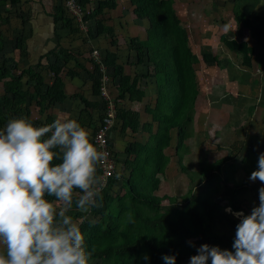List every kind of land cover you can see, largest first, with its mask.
<instances>
[{"label": "trees", "instance_id": "trees-1", "mask_svg": "<svg viewBox=\"0 0 264 264\" xmlns=\"http://www.w3.org/2000/svg\"><path fill=\"white\" fill-rule=\"evenodd\" d=\"M118 0H97L93 6L92 0H75L77 6L83 11V20L94 24L88 27V34L92 32L102 34L110 39L112 46H116L114 29L106 25L107 19L104 10H113ZM235 5L232 8L236 23L241 28H249L252 21L240 10L238 0H231ZM6 0H0V7ZM17 0H10L15 4ZM131 12L137 19H147L149 28L145 40L135 39L133 44L137 49V60L141 61V49L146 47L148 61L152 63L156 75L160 74L164 87L157 85L155 105L146 107L151 121L156 122L153 131L151 123L142 124V128L148 132L144 143L133 141L125 146L124 159L121 161L122 172L116 177L106 181L103 189V206L92 210L88 219L80 222V213L73 210L70 215L79 223L85 236L88 250L93 252L90 264H165L164 255H175L176 264H189V258L196 254V249L190 247L192 241L196 247L201 244L209 246L218 245L220 248L231 250L233 237L223 231L214 229V221L217 215L223 213V209L230 206L232 210L244 209L248 214L252 206L244 204L238 199V192L247 189L248 178L257 168V160L251 153H246L239 163L241 172L244 173V182H238L235 178V163H230L224 168V164L231 160L229 156L218 158L209 162L206 156L198 160V170L189 172L183 165L182 159L188 154V138L192 135V122L194 119V104L198 95L196 71L193 63L197 62V56L192 53L188 45V34L181 25L172 7L173 0H129ZM89 10L87 5H89ZM55 26L68 29L71 33L79 30L78 25L63 11L62 0H55L52 15ZM0 9V21L2 20ZM6 19V18H5ZM54 47L40 55L34 63H29L27 37L23 34L15 35L4 40L0 32V52L5 42L9 43L13 50L18 51V58L2 54L0 60V129L6 126L13 118H27L35 126H43L54 119L49 115L40 119V115L53 104L62 102L66 94L59 87L61 74L69 60H74L76 69H84L79 63L77 52L62 48L59 44V34H55ZM220 40L233 52L242 55L243 63L252 66V59H257V65L264 69V56L257 45H249L245 40L237 41L222 34ZM161 51V52H160ZM202 60L207 65L215 64L222 67L217 55L211 53L210 46L201 48ZM53 57V58H51ZM117 54L106 51L103 62L108 72V81L116 80L118 94L113 102L116 109V117L121 120V129L129 128L136 132L139 126V115L132 110H126L119 106V100L128 95L130 101H140L144 97V91L138 87V75L133 77L124 74L123 66L117 63ZM34 66L46 70L52 74V82L49 85L39 83L38 73ZM17 67L20 69L17 71ZM74 70V69H73ZM69 72V70H68ZM92 80V94L97 100L91 101L81 94H72L83 103L79 111L78 122L82 126L92 128V136L98 129L99 123L92 120L89 108H94L107 102L100 96L101 71L94 64L92 72L87 71ZM23 76L27 78V88H21L19 84ZM72 78L73 74H69ZM157 82V80H156ZM29 87L31 90H29ZM162 87V88H161ZM49 89H55L56 94L50 95ZM38 112V117L31 119V108ZM103 107V106H102ZM103 112L99 114V122L103 118ZM40 114V115H39ZM94 124H93V123ZM176 129V141L174 154L178 158L180 171L194 182L200 178L206 185L202 193H194L193 188H188L184 196H158L155 191L160 185V176L164 175L170 161V156L165 149L170 146V131ZM109 148L114 156L110 140ZM61 161L55 160L53 164ZM116 164H118L115 158ZM98 174L102 175L98 168ZM120 180L121 191L110 190ZM232 185L226 204L216 201L212 197L214 188L222 184ZM110 188V189H109ZM79 191V190H76ZM212 193V194H211ZM54 203V197H46ZM168 200V205H162L163 199ZM223 204V205H222ZM230 224H236L234 220H228ZM236 226V225H235ZM235 230V227H234ZM236 231V230H235ZM221 232V233H220ZM0 252H3L0 251ZM147 254L149 259L145 261L143 256ZM210 264V262H209Z\"/></svg>", "mask_w": 264, "mask_h": 264}, {"label": "clouds", "instance_id": "clouds-1", "mask_svg": "<svg viewBox=\"0 0 264 264\" xmlns=\"http://www.w3.org/2000/svg\"><path fill=\"white\" fill-rule=\"evenodd\" d=\"M62 4L81 32L84 15L82 19L71 17L65 0ZM223 30L232 31L229 24ZM243 36L246 34L240 33L239 39L230 37L242 41ZM93 50L99 58L100 54L91 50L102 71L103 58L97 62ZM89 137L88 130L72 118L54 119L39 127L27 118H16L0 129V264H90L93 252L87 248L79 223L70 215L73 210L79 212L82 223L93 209L103 206L106 179L98 174V168L102 172L99 166L108 154ZM110 152L112 177H116L118 164ZM54 159L61 162L54 165ZM248 179L261 183L258 205L254 204L248 214L230 206L223 209L238 220L231 231L223 230L233 237L231 250L208 244L196 247L189 241V246L196 249L189 264H264V152L259 153L257 168ZM46 197H54L60 207ZM143 259L147 261L148 255ZM162 259L165 264H176L175 255H164Z\"/></svg>", "mask_w": 264, "mask_h": 264}, {"label": "rangeland", "instance_id": "rangeland-1", "mask_svg": "<svg viewBox=\"0 0 264 264\" xmlns=\"http://www.w3.org/2000/svg\"><path fill=\"white\" fill-rule=\"evenodd\" d=\"M179 1L182 5L180 10L182 11L183 16H186V20L184 21L186 22L185 26L189 32L190 40H188V43L191 45V47L196 45L197 48L198 44H202L205 41L207 43L210 42V40L217 39L221 34L239 39V34L244 33L246 36L243 37H245L246 42L257 45L264 56V0H238L240 10L243 11L248 19L253 22L249 28L245 29L241 28L239 26L240 24L236 23L234 19L232 8L235 4L231 0ZM54 3L55 0L50 2V4ZM119 6L120 7L118 10H104L103 15H105V18H108V23H111L116 28L115 31H117V34L119 31V37L117 39L120 42L121 46H119V49L121 50L119 51L118 58L120 59L122 65L124 64L123 68L127 71V73H134V75L137 74L139 76L138 79H142L141 77L143 73H145L147 69L146 67H149L150 64H139L141 61L138 63L136 57L134 58V61L131 65L128 64L131 50L129 53H126L125 49L129 51L126 45H129L131 34L128 35L124 33L125 31H120V28L124 30V25H128L131 31H133L135 21L133 22V19L130 21L131 18L127 17L128 15L123 18V8H130L128 3L122 2V4ZM87 8L89 10V6H87ZM129 11L132 13L131 8ZM126 12L127 11L125 10V14ZM84 14L85 13L78 12L77 16L82 19ZM22 17L23 15L21 13H17L16 16L14 14L12 15L11 19L14 20H11V23L9 20L7 22L4 20V22L0 25L2 26L0 27L2 36L8 39L9 36L13 37L12 35L14 28L19 27L17 24H22L25 21V18L22 19ZM221 19H223V23H220ZM15 20L17 21L16 23H14ZM87 24L88 23L85 21L80 22L82 34L79 33V36H81L79 45L82 46L83 49L85 48L90 50V48L92 49L91 37L87 34ZM90 24L93 25L92 22ZM226 24L231 26L232 31H229L228 33L224 32L223 26ZM221 42L222 41L218 43L223 46ZM216 49L224 61H230V67H227L230 68L227 69L230 76L227 77L223 71L216 70L217 67L215 64H211V71H213L212 74L211 72H206L208 74V80L205 83V86L202 84L203 87L201 88V92L198 95L196 106L199 104L200 106L196 108L197 112L195 109L194 119L192 122L193 133L187 141L190 151L188 154H185L182 159V163L187 167L189 172H193L198 170V160L203 156H206L204 158H206L209 162L224 156H229L231 160L224 164V168L230 163H235V168L232 169V171H234L233 173L238 182L242 183V181L244 182L246 179L244 173L241 172V168H239L241 158L245 156L246 153H251L257 160L259 153L264 152V70L258 69L256 59L252 60L253 67L247 69L246 65L242 63L240 64V55H236L231 51L226 52L225 47L223 49V47L219 46L216 47ZM2 54L7 56L12 55V57L18 58V51L13 50L10 44L7 42H5L2 46L0 60ZM131 55H134V52H132ZM100 58H103V56L100 55ZM195 67L199 73V67ZM106 69L107 68H104L101 71L100 78L108 79V72ZM218 69L220 68L218 67ZM18 70L20 69L17 67V71ZM34 70L38 73L39 83H44L43 88H45V85L50 84V76L47 73L48 71L46 72V70L39 69L36 66H34ZM234 72L235 74H233ZM154 74V77L157 80V85L164 87V82H162L160 74L156 75V72H154ZM238 74L240 78H247V84H245L246 82L242 84V80H239V83H236ZM219 79H226V84L219 83ZM217 80L219 82H216ZM27 82L26 76H23L22 81L16 85L25 89L27 88ZM102 82H106V94L111 97L110 99L112 102H115L114 98L118 92L112 87L113 85H117L116 80L112 82L103 80ZM249 82L251 85V90L248 92ZM1 85L2 84L0 83V94L2 93ZM219 86L222 87V90L226 89L225 94L219 91ZM29 90H31L30 87ZM49 92L53 94L56 93L55 90H49ZM241 97L246 98V104L244 105L242 103V105H238L237 109L233 110V108L237 105L235 104V101L237 102ZM127 98L128 95H126V99ZM144 103H146L145 100ZM119 105H121V103H119ZM249 105L255 107L254 111H247L246 107ZM102 106L104 107L103 104ZM103 107H101L102 111L100 113L103 112ZM142 107L143 104H141L140 108ZM31 110V119L35 121L36 119H34V117L37 118V112L35 111L34 107H32ZM56 110L59 109L57 108ZM51 112L53 113L52 110ZM210 114L213 116V118H210ZM53 115L58 119H62L60 116L55 115L54 113ZM41 119L44 118L41 117ZM216 129H218V131ZM116 130H119V125L115 126L114 131ZM171 134L173 137V145L166 149L165 153L173 157L172 162L167 167V169H165L164 175H159L160 185L155 191V194L158 196L167 195L180 197L184 196L190 187L193 188L194 193L199 194L204 192V190H206V185L202 179L197 178L196 181L189 182L186 174L180 171L178 167V158L174 154V136L176 135V130L174 129ZM128 141L129 140L125 138L121 140V143L119 144L120 150H122L123 146ZM113 150L116 151L114 148ZM122 169V166H117V173L122 172ZM119 184L120 180L117 178V183L114 184L111 189H109H113V192H120L121 189H118ZM260 186L261 183L258 180L256 182H251L248 180L247 189L238 192V199L243 202V205L250 203L253 205H258V188ZM231 188L232 185L230 183L227 186L222 184L218 189L214 188L211 190L213 193H211L213 199L216 201L225 202L229 197L228 192L231 191ZM162 205L165 207L168 205V200L166 198L163 199ZM56 207H60L59 202L57 203ZM226 213L227 215L221 213L217 215L215 219H213L215 223V230L231 231V226L233 227V225L228 222L229 218L234 220V222L238 221L231 213Z\"/></svg>", "mask_w": 264, "mask_h": 264}, {"label": "crops", "instance_id": "crops-1", "mask_svg": "<svg viewBox=\"0 0 264 264\" xmlns=\"http://www.w3.org/2000/svg\"><path fill=\"white\" fill-rule=\"evenodd\" d=\"M45 1H47V2H45ZM53 1L54 0H17V2L15 4H10V0H6L5 4L0 7L2 17H3L2 20L0 21V25L4 22V20L6 22L9 20L11 23V20H14V19H11L13 14L15 16L17 13H21L23 15L22 19L25 18V21L22 24H17V25H19V27L14 28L12 36L23 34L27 37L26 45H27V49H28V53H29V55H28V58H29L28 62L29 63H34L37 60V58L40 57V55L50 51L54 47V44L56 43L55 34H57V33L59 34V37H60L58 42L62 48L69 49V50H71L73 52H77L79 54V56H78L79 63H81L84 66V69L86 70V72L83 71L82 69H76V65L74 64V60H69L66 63V66H64V70L61 74V83L59 84V87L66 94V98L62 102L53 104L49 109L44 111V113L42 115L39 114L40 119H41V117H43V118L47 117V115H50V117L53 119H58L57 117H55L53 115V113H54L55 115L60 116L62 119L71 117L72 119L78 120L77 118L79 116V111L83 108V103L78 98L73 97L72 94H81L83 97H85L91 101L97 100V98L92 94V88H91L92 80H90L89 74L87 73V71L92 72L94 64L99 66L94 61V59L92 58L91 50L96 49L99 52V54L102 55L103 57L105 56V53L108 50V51L115 52L117 54V56L119 57V51L121 50V49H119V46H121L120 42L117 39L119 37V31L117 34V31H115L116 28L111 23H108V18H106L107 21L105 22V24L111 25L112 28L114 29L115 38L117 40L116 41L117 47L112 46L109 38H106L102 34L99 35L95 32H92V35H89L91 37L92 49L91 48H90V50L85 49V48L83 49V47L79 45V40L81 38V36H79V33H81L80 30H78L77 32L71 33L68 29L60 28L59 25L55 26L54 21H53V16H51L52 15V8H53L54 4H50V2H53ZM96 1L97 0H92L91 4H93V6H94ZM118 1H119V4H118ZM118 1H117L116 8L113 10H118L120 7L119 5H121L122 2L128 3L129 0H118ZM87 6H90V4ZM181 6L182 5H181L179 0H173L172 7L175 11V14L180 19L181 25L186 28V26H185L186 22L184 21V20H186V16H183L182 11L180 10ZM130 8H123L124 9L123 18H125V16L128 15L127 17L131 18L130 21L132 19H133V22L135 21L134 30L131 31V29L128 27V25H124L125 26L124 30L120 28V31H125L124 33H126L128 35L131 34L130 40H129L130 41L129 45L128 46L126 45V47L129 49V51H127V49H125L126 53H129L131 50L129 63H128L129 65L132 64L135 57L137 58V56H136L137 49H134L132 47L138 48L139 46L133 44L134 40L135 39L145 40L147 38V29L149 28L148 20L145 18L144 19L135 18V16L132 13H130V11H129ZM125 10L127 11L126 14H125ZM16 22L17 21L15 20L14 23H16ZM91 22L94 24V20H90L89 22H87L89 26L91 25L90 24ZM220 23H223V19L220 20ZM0 27H2V26H0ZM186 30H187V34H188V39L190 40L188 29L186 28ZM221 35H219L217 39L210 40V42L206 43V41H205L202 44H198L197 48H196V45L194 47H191V45L188 43L192 53L197 56V62L193 63V67H194L193 69L196 68L195 66H198L199 67L198 69L200 70L198 73L197 69H195L196 75H197L196 81H197L198 88H199L198 95L201 92V88L203 87L202 84L205 86V83L208 80V78H207L208 74L206 72H209V73L211 72V74L213 72V71H211L212 66L207 65L202 60L201 48L203 46H205V45L210 46L211 53L213 55H217L219 57V59H220L219 62H220V64H222V67H219L220 69H218V66L215 65L217 67L216 70L223 71V73L225 75H227V77L230 76L229 72L227 71V69H230V68H227V67H230L229 66L230 61L225 60L226 61L225 62L224 59L222 58V56L218 53V51L216 49V47H219V46L223 47V49H224V47L226 46L223 42H221L223 44V46L218 43L221 41L219 38ZM10 38L11 37L9 36V39ZM3 39L6 40L8 38L3 37ZM225 51L228 52L230 50L225 47ZM132 52H134V55H131ZM141 52H142L140 55L142 57L141 62L139 63L140 60L139 61L137 60V62L139 64H141V63L142 64H144V63L150 64L149 67H146L147 69H146L145 73H143V75L141 77L142 79H138V87L144 91V97L140 101H130L128 98L126 99V96L122 100H119V103H121V105H119V106L123 107L126 110H132V111H135L138 113V115H139V118H138L139 126H138L136 132H133L129 128H125L122 130L121 129V120H119L116 117L112 133L110 134V144H111L112 149L114 148L116 150L115 152L117 154L115 157H116V160L118 162V166H121V161L125 157V154L123 153L125 146L131 144L133 141H136L139 143H144L147 140L148 132L142 128V124H144L146 122L147 123L150 122L152 125L153 131L155 130V127H156L155 126L156 122L151 121V117H150L149 113H147L145 111V108L146 107H152L155 105L157 82H156V79L154 77L155 74L153 71L154 70L153 65H151L152 63L148 62V60H149L148 55L149 54H148L146 47H143L141 49ZM8 56H12V55H8ZM118 57H117V63H120L122 65V63ZM51 58H53V57H51ZM16 59H17V57H16ZM144 59H145V61H144ZM242 61H243V59H242ZM242 61L240 59V64L243 63ZM122 66L124 67V64ZM132 66H134V65H132ZM247 69H250V68L247 67ZM68 70H69V72H68ZM123 72H124V74H127L129 76L134 75V73L133 74L127 73V71L124 68H123ZM47 73L50 76V84H51L52 74L50 72H47ZM69 74H73L72 78H70ZM233 74H235V72ZM219 80H220V82L218 80L216 82L226 84V81H227L226 79H219ZM239 80L240 81L242 80V84L245 82H246L245 84H247V78H244V77L240 78V76L238 74L236 83H239ZM108 82H110V81H108ZM50 84H49V87H50ZM108 86H109V84H108ZM112 88L118 92L117 86L113 85ZM221 88L222 87L219 86V91L222 92L223 94H225L226 89L222 90ZM49 90L54 91L55 89H49ZM49 90H48V92H49ZM249 90H251L250 82H249L248 92H249ZM55 91H57V90H55ZM55 94L56 93H54V94L50 93V95H53V96ZM198 95L196 97L195 104H194V113H195V109L200 106V104L198 106H196ZM144 100L146 103H144ZM246 102H247L246 98L241 97L240 99H238L237 102L235 101V104H237V105L233 108V110L237 109L238 105H242V103L245 105ZM141 104H143L142 108H140ZM101 107H102V104L100 103L99 106L88 109L89 113L92 116V120L95 123L94 124L92 122L94 125H97L99 123L98 121H100L99 120V114L102 111ZM57 108L59 110H56ZM246 109H247V111H250V110L254 111L255 107H252L251 105H249L246 107ZM51 110L53 111V113L51 112ZM35 111L37 112L36 109H35ZM196 112H197V109H196ZM31 114H32V110H31ZM37 117H38V112H37ZM35 118L36 117H34V119ZM210 118H213V116L211 114H210ZM116 125H119V130L114 131V128ZM82 127H84L86 130H88V132L90 134V137H89L90 142H92V133H93L92 128H93V126H91V127L82 126ZM173 130L174 129H172L170 131L171 139H170V146H168V148H170L173 145L172 144V138L173 137L171 134V132ZM216 130L218 131V129H216ZM122 137L125 139H128L129 141L123 146L122 150H120L119 144L121 143V140L123 139ZM175 141H176V138H175ZM168 148H166V149H168ZM166 149H165V151H166ZM167 155H169V154H167ZM172 158L173 157L170 156V161H169L167 167L171 164ZM167 167H166V169H167ZM220 203H224V205H225L226 201L220 202ZM250 204H251V206H253L252 203H250ZM56 205H57V203H55V206ZM2 250H3V246H0V251H2Z\"/></svg>", "mask_w": 264, "mask_h": 264}, {"label": "built area", "instance_id": "built-area-1", "mask_svg": "<svg viewBox=\"0 0 264 264\" xmlns=\"http://www.w3.org/2000/svg\"><path fill=\"white\" fill-rule=\"evenodd\" d=\"M67 3V5H66ZM65 5L67 7V13L71 17H76L79 11V8L75 4V0H65ZM93 56L96 58L97 62H100V58L95 50H93ZM102 66V64H101ZM100 66V67H101ZM103 70V67H102ZM106 80L108 81L107 78H101V86H100V96L107 100V102H104V113H103V118L101 122L99 123L98 129L95 131L93 137H92V142L99 150L105 151L108 155L105 160H103L100 164V169L102 170V176L105 177L106 181L108 178L113 176L114 173V162L111 158V152L110 149L108 148V137L112 131L113 125L115 123V115H116V109L111 101V97H109L106 94V82L103 83L102 81ZM106 96V97H104Z\"/></svg>", "mask_w": 264, "mask_h": 264}]
</instances>
